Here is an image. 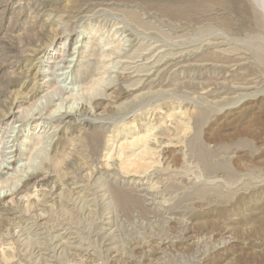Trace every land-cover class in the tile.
<instances>
[{"label": "rangeland", "instance_id": "1", "mask_svg": "<svg viewBox=\"0 0 264 264\" xmlns=\"http://www.w3.org/2000/svg\"><path fill=\"white\" fill-rule=\"evenodd\" d=\"M263 2L0 0V264H264Z\"/></svg>", "mask_w": 264, "mask_h": 264}, {"label": "bare ground", "instance_id": "2", "mask_svg": "<svg viewBox=\"0 0 264 264\" xmlns=\"http://www.w3.org/2000/svg\"><path fill=\"white\" fill-rule=\"evenodd\" d=\"M261 6L263 7V10H264V2H263V4H261ZM64 53H65V52H64ZM66 57H67V56H66ZM66 57H65V58H66ZM61 59H62V58H61ZM57 60H58V59H57ZM57 60H56V61H57ZM69 61H70V60H69ZM62 62H63V60H60V61L56 62V65L59 64V63H62ZM54 65H55V64H54ZM58 66H59V65H58ZM51 69H52V68H51ZM49 70H50V69H49ZM53 71H54V70H53ZM63 71H64V69H63ZM54 72H55V71H54ZM62 74H65V72H63ZM52 75H54V74H52ZM56 77H57V76H56ZM66 77H67V76H66ZM57 78H58V77H57ZM62 82H66V81L62 80ZM92 82H93V81H92ZM57 83H60V82H57ZM74 86H75V85H74ZM63 87H64V86L61 87V86L59 85V87L55 88V89L53 90L54 92L52 91V93H53V94H59V93H57V91H62V90L65 88V87H64V88H63ZM72 88H73V87H72ZM65 89H66V88H65ZM66 90H67V89H66ZM74 92H75V91H74ZM74 92H72V93H74ZM96 92H98V91H96ZM70 93H71V92H70ZM50 94H51V92H50ZM50 94H49V95H50ZM46 95H47V94H46ZM95 95H96V94H95ZM73 96H74V95H73ZM39 99H40V100H39ZM39 99H38V100H39L40 102H39L38 104L41 103V104L44 106V104H43V99L47 100V97L44 96L43 98L40 97ZM50 101H51V100H50ZM44 103H45V101H44ZM40 106H41V105H40ZM59 110H61V108H60ZM42 111H43V108H42ZM57 111H58V110H57ZM41 113H42V112H41ZM28 114H30V113H28ZM151 130H152V129H151ZM145 136H146V135H145ZM135 138H136V137H135ZM139 139H140V138H139ZM135 141H136V140H135ZM136 142H138V140H137ZM10 158H11V157H10ZM78 181H79V180H78ZM81 193H82V192H81ZM7 194H8V193H7ZM7 194H5V195H6L5 198L9 196V194H8V196H7ZM54 197H55V196H54ZM1 198H2V197H0V199H1ZM29 198H30V197H29ZM11 199H12V198H11ZM11 201H12V200H11ZM13 201H14V200H13ZM2 203H3V202H2ZM8 203H9V202H8ZM54 209H55V208H54ZM40 212H41V211H40ZM42 213H43V212H42ZM51 218H52V217H51ZM52 219H53V218H52ZM34 221H35V220H34ZM30 225H31V224H30Z\"/></svg>", "mask_w": 264, "mask_h": 264}]
</instances>
